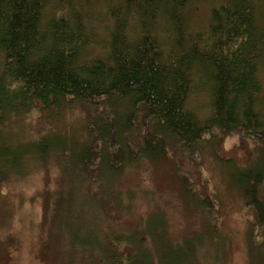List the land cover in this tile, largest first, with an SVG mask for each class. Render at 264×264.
Returning a JSON list of instances; mask_svg holds the SVG:
<instances>
[{
    "label": "trees",
    "instance_id": "trees-1",
    "mask_svg": "<svg viewBox=\"0 0 264 264\" xmlns=\"http://www.w3.org/2000/svg\"><path fill=\"white\" fill-rule=\"evenodd\" d=\"M212 1L211 7L217 6L209 12L206 32L191 44L183 29L188 11L195 12L192 0H123L124 14L112 30L107 57L88 62L82 57L86 41L66 29L67 20L75 21L74 17L45 19L44 0H0V121L6 112L26 110L33 101L44 111L72 103L84 105L90 114L80 145L63 134L52 138L49 132L45 146L38 139L29 143V151L33 149L37 157H45L58 149L57 156L69 163L65 153L85 146L75 163L83 171L87 170V162L96 165L100 175L87 178L90 183L101 179L106 186L131 164L166 161L177 165L180 158L189 160L191 152L199 150L205 134L209 138L214 130L264 143V84L258 70L264 61V10H259V0ZM169 4L174 5L166 8ZM160 14L167 19V28L160 24L162 29L157 34L149 22ZM129 16L138 18L142 26L136 39L126 35ZM162 38L167 56L159 43ZM207 86L209 114L200 120L188 110L187 102L195 91ZM134 126L138 133L131 132ZM169 148L174 150L170 154ZM16 155L0 152V179L6 174V161L14 165ZM258 169L252 175L246 174L240 190L254 220L252 236L260 241L262 254L258 257L264 262V162ZM180 170L175 177L182 191L194 196L191 203L210 208L209 197L197 198L196 190L183 182L188 177ZM117 197L110 189L100 192L94 197V202L101 200L95 209L110 202L117 206ZM180 199L189 211H203ZM210 218H206L207 229H203L214 237L211 263L215 264L222 241L215 239L216 225ZM75 219L72 216L62 223L65 235V229L82 226L79 219L71 221ZM149 221L145 220L140 234L104 226L100 245L93 231L94 238L88 242L73 240L72 233L66 237L72 245L94 249L97 264H198L192 243L196 238H187L180 245L168 238L165 242V232L153 233L159 231L161 222H153L149 232ZM111 242L125 244V260L115 249L103 253L107 249L103 244Z\"/></svg>",
    "mask_w": 264,
    "mask_h": 264
},
{
    "label": "rangeland",
    "instance_id": "rangeland-1",
    "mask_svg": "<svg viewBox=\"0 0 264 264\" xmlns=\"http://www.w3.org/2000/svg\"><path fill=\"white\" fill-rule=\"evenodd\" d=\"M152 1L155 3L157 0ZM44 2L45 19L48 16L57 19L61 15L74 17L75 21L66 19V29L72 34L78 33L86 41L82 57L88 62L107 57L112 30L116 20L124 14L123 0ZM192 2L195 12L188 11L190 15L183 29L189 43L198 35L199 38L203 36L208 27L209 12L217 6L211 7L212 0ZM173 5L169 4L166 8ZM258 6L260 11L264 10V0H259ZM76 21L80 26L75 24ZM160 24L167 28V19L162 14L149 22L150 28L156 29L157 34L159 28L162 29ZM141 32L138 18L127 19L128 39H136ZM159 43L162 44L163 55L167 56L164 53L167 45L163 38L159 39ZM2 61L0 55V66ZM258 67L260 80L264 84V61ZM208 88L195 91L187 102L188 110L200 120L209 114ZM115 110L118 111L117 108ZM89 114L88 108L81 104L72 103L69 107L44 111L33 101L26 110L6 112L1 116L0 152L17 153L18 160L14 165L6 161V174L0 179V264H97L94 249L88 251L77 244L72 245L66 235L70 238L72 233L73 240L88 242L94 238L93 231L100 245L104 239L101 233L104 226L120 229L123 233L140 234L147 218L150 219L149 232L153 229L150 228L153 222H161L157 226L159 231H152L159 235L165 232V242L168 238L169 242L180 245L187 238H196L192 239V243L198 264H212L214 237L212 239L203 229H207L206 218L209 216L216 225L215 239L222 241L215 264H264L258 257L259 253L262 254L260 241L251 233L254 220L240 190L246 174L252 175L263 164L264 143L241 138L238 133L224 135L214 130L209 138L205 134L199 150L191 152L189 160L180 158L177 165L166 161L131 164L115 175V181L107 186L101 179L92 180L91 183L88 180V175L95 178L100 175L96 165L83 163L87 168L83 171L75 163V157L82 153L85 146L81 149L70 148L69 152L67 150L68 154H65L70 159L69 163L59 158L58 149L45 157H37L33 149L32 153L29 151L32 148L29 143H35L38 139L45 146L44 140L49 137V132L54 135L50 136L52 138H59L63 134L70 142L80 145L86 133ZM136 129L134 126L131 132L138 133ZM140 133H143V129ZM89 141L90 138L88 145ZM167 151L170 154L174 150L169 148ZM93 154L95 157L97 153ZM179 167L180 172L188 177L183 182L196 190L197 198L209 197L210 208L202 206L203 203L200 206L191 203L194 196L182 191V184L175 177ZM262 181L264 185V176ZM90 184L94 185L90 188L87 186ZM107 189L118 196L117 206L115 202H110L95 209L99 208L101 200L94 202V197ZM261 191L264 193V186ZM180 197L203 211H189ZM152 215H156L157 219H153ZM72 216L81 220L82 226L65 229V235L62 223ZM77 219L71 221L76 222ZM103 245L107 247L103 253L115 249V252L122 253L125 260L127 250L124 243Z\"/></svg>",
    "mask_w": 264,
    "mask_h": 264
}]
</instances>
